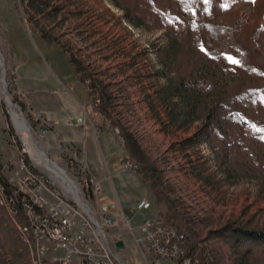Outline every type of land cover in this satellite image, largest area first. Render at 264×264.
Instances as JSON below:
<instances>
[{"label":"rangeland","instance_id":"rangeland-1","mask_svg":"<svg viewBox=\"0 0 264 264\" xmlns=\"http://www.w3.org/2000/svg\"><path fill=\"white\" fill-rule=\"evenodd\" d=\"M116 1L0 0L3 78L34 143L65 170L94 216L99 204H114L103 210L108 233L129 238L126 218L139 233L161 199V216L185 232L200 264H264V243L218 232L264 230V0H216L205 16L210 33L187 30L194 5L184 13L173 1L170 25L153 26L128 21L131 2ZM175 59L200 78L209 69L192 98L162 73ZM1 90L0 81V172L24 164L72 197L24 151ZM90 101L96 109H87ZM89 178L99 181L97 197L85 188ZM140 195L149 207L129 211ZM6 224L0 207V264L6 256L26 264Z\"/></svg>","mask_w":264,"mask_h":264},{"label":"built area","instance_id":"built-area-1","mask_svg":"<svg viewBox=\"0 0 264 264\" xmlns=\"http://www.w3.org/2000/svg\"><path fill=\"white\" fill-rule=\"evenodd\" d=\"M112 130L123 142L118 127L114 125ZM130 164L128 161L127 166ZM85 188L96 197L101 190L99 181L92 178ZM81 203L87 212L71 196L45 185L41 176L24 164L5 174L0 172V207L6 213V229L17 240L15 253L23 256L26 264H200L202 261L197 250L189 251L185 232L161 216L144 218L138 225L139 233L132 230L133 225L126 218L130 236L126 239L105 230L108 222L101 204L96 217L86 199ZM149 204L147 198L139 197L129 211L147 209ZM117 239L122 240L124 249L115 247ZM3 264H10L9 256L4 257Z\"/></svg>","mask_w":264,"mask_h":264},{"label":"trees","instance_id":"trees-1","mask_svg":"<svg viewBox=\"0 0 264 264\" xmlns=\"http://www.w3.org/2000/svg\"><path fill=\"white\" fill-rule=\"evenodd\" d=\"M113 1L116 4L119 3L116 0ZM128 1L131 2V6H123L126 10L125 18L134 24L143 23L148 25V23H151L153 26H169L175 16L173 8H171L173 1H175V3L178 2L176 3V7L181 9L184 13H188L189 5H194V15L192 16L193 19L191 20L192 26H187L188 31L191 29L196 31L199 30L198 33H201L202 31L210 33L209 31H211L210 26H204L206 22L205 16L208 14V9L214 5L216 0H165V3H162V0ZM201 11L206 12L202 13ZM136 13L138 14L136 15ZM197 24H199V26H196ZM164 67L165 69L162 70V73L166 75L167 78H169V81H171L173 84L175 91L181 95H186L189 98H192V96L198 92L201 81L203 79H208V68L203 78L197 77L199 69L197 68L196 70L195 67L190 68L185 60H171L165 64ZM187 88L190 89L188 93L186 92ZM242 95H244V92H242ZM260 96H264V94H261ZM252 97L254 100L258 101L253 92ZM229 101V98H226L223 100L220 99L218 102L226 105L229 103ZM87 109L94 110L96 109V106H94L93 102L90 101ZM214 110L213 104L207 108L206 115H208L209 119L215 117ZM218 232L228 234L233 240L237 242H248L252 244L264 243V230L226 225L220 228Z\"/></svg>","mask_w":264,"mask_h":264},{"label":"bare ground","instance_id":"bare-ground-1","mask_svg":"<svg viewBox=\"0 0 264 264\" xmlns=\"http://www.w3.org/2000/svg\"><path fill=\"white\" fill-rule=\"evenodd\" d=\"M1 63L2 62L0 60V65H2ZM0 81L2 82L1 92L5 100L7 112L9 113L11 122L14 125L18 136L20 137V140L24 147V151L37 166L47 169L55 178H57L61 185H63L64 189L68 191L72 195V197H74L72 192L75 191L77 194V186L71 182L64 169L59 167L56 163L55 165H51L39 152V147H37V145L34 143L25 117L23 116L22 112L18 110L17 106L12 103V100L9 96L10 94L7 90V87L5 86V81L2 76Z\"/></svg>","mask_w":264,"mask_h":264},{"label":"water","instance_id":"water-1","mask_svg":"<svg viewBox=\"0 0 264 264\" xmlns=\"http://www.w3.org/2000/svg\"><path fill=\"white\" fill-rule=\"evenodd\" d=\"M0 60H1V64L2 65H0V79H1V76L3 77V75H4V59H3V56H2V54L0 53ZM5 86H6V83H5ZM7 87V86H6ZM10 98L12 99V97L10 96ZM12 103H14L13 101H12ZM16 106H17V108H18V110L20 111V109H19V105L18 104H16V103H14ZM78 118H80V116L78 117ZM39 152L44 156V158L52 165H55V162L53 161V160H51L50 158H48L47 157V155L44 153V151L43 150H41V149H39ZM73 193V195H74V200H75V202H76V204L78 205V207L79 208H81L84 212H87V209L82 205V203L80 202V198H79V196H78V194H76V192L74 191V192H72ZM106 198V195H102V196H100V199H105ZM109 204V205H108ZM108 204H106V203H104V204H101V209H103V210H106V208H107V206H113L114 204L112 203V202H110V203H108ZM106 220H107V222L108 223H110L111 222V219L109 218V217H107L106 218ZM114 244H115V247L117 248V249H119V250H122L123 248H124V245H123V243H122V240L121 239H117L115 242H114Z\"/></svg>","mask_w":264,"mask_h":264},{"label":"crops","instance_id":"crops-1","mask_svg":"<svg viewBox=\"0 0 264 264\" xmlns=\"http://www.w3.org/2000/svg\"><path fill=\"white\" fill-rule=\"evenodd\" d=\"M96 127H97V129H99L100 131H103V125L100 123V122H98L97 124H96ZM102 195H107V194H105V192L103 193L102 192ZM101 195V196H102ZM108 196V195H107ZM139 197H145L144 195H140V196H138V197H136L135 199H137V198H139ZM154 200V199H153ZM155 201V204H156V209H157V216H161V214L162 215H165V210H167V206H166V203L163 201V200H161V199H159V200H154ZM129 209H131L130 207L128 208V210ZM161 217H163V216H161ZM168 264H171V263H168Z\"/></svg>","mask_w":264,"mask_h":264},{"label":"snow or ice","instance_id":"snow-or-ice-1","mask_svg":"<svg viewBox=\"0 0 264 264\" xmlns=\"http://www.w3.org/2000/svg\"><path fill=\"white\" fill-rule=\"evenodd\" d=\"M232 62H233V63H238V61H236V60H232Z\"/></svg>","mask_w":264,"mask_h":264}]
</instances>
